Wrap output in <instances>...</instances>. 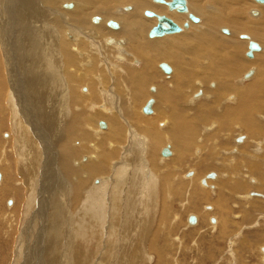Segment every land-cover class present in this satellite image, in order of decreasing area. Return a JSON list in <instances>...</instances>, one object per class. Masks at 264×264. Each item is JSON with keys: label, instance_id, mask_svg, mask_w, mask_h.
<instances>
[{"label": "bare ground", "instance_id": "6f19581e", "mask_svg": "<svg viewBox=\"0 0 264 264\" xmlns=\"http://www.w3.org/2000/svg\"><path fill=\"white\" fill-rule=\"evenodd\" d=\"M68 3L72 4L71 8L65 9L63 5ZM10 4L12 5L10 14L12 21L11 26L10 24L8 25L9 30L6 28V24H2V26L4 27V32L7 31L9 39L11 38L10 48L12 50L16 48L15 51L11 52L12 55L15 54L13 59L16 60L15 62L12 60V66L15 72L14 75L22 74L23 82L26 84L23 85H25L27 89L29 88L26 93L30 101L25 106V103L22 106H24V110L26 109L27 112H30L32 121L29 127L28 116H25L27 121L24 120L23 122L22 119L16 115L18 114L17 109L19 110V108H22L19 104L18 95L15 97V102L12 98L6 101L9 102L6 106L12 111L13 115L12 130L15 136L13 141L17 145V149L13 150H15V156L19 157L22 163L21 165H23V170L21 172L14 170V173H19V175L23 177L22 182L29 188H27L28 191L35 187V183L39 181V177L37 178L38 169L36 164L38 165L40 159V154L38 152V147L40 148V146H38L37 142L34 143L31 138L32 135L30 136L31 132L36 136L37 134L34 132L40 129V127L38 128L35 124L37 121L38 124L44 128L43 130L50 135L51 143H44L42 145L44 163L47 166L49 159H47L46 154L50 152L53 155V148H55V159L51 160L54 163L53 165L56 169L55 171H57L56 173H58L61 179V187L57 193H50L47 196L48 199H46L48 208H51L55 214L54 217H51L52 221L48 223L50 224L52 222L54 231L59 233L62 232L61 228L64 226V221L69 223L71 227L76 223L75 228L72 227L73 230L71 229V235L67 238L71 245L74 244L73 242L76 239L86 244L91 240L92 235H98V233H102L103 231H105L106 235L110 234L109 236L116 234L115 237H117V234H120L118 236V242H121L120 246H123L124 243L122 242L126 240V243L139 246L140 248L132 247L134 249H131L132 252L130 253L126 250H122L121 253L119 252L120 254L117 253V257L113 256L114 258H118L120 261L124 260L126 264H136L139 262L137 261L135 263V259L145 260L144 258H147L151 260L150 256H145L147 253H145L144 250L146 245L148 253H156L159 263L161 262L160 260H162V254L157 248L152 249V246H156L155 239L157 238L158 232L156 233V228L152 227L153 219L149 220L145 218V214L147 215V213H149L147 212L148 203L157 197L159 191H162L163 198L160 202L163 203V208L160 211L157 223L162 222L164 226L170 224L169 222L166 223L163 219V217L166 219L168 211L170 212V210L166 208L165 200H172L173 196L182 198L185 195L187 197H185L187 202L185 205L192 211V206L195 211H200L196 204L198 203L200 208L203 204H206L203 209L206 208L207 211L211 213V211L215 210L210 206L213 205L217 209L218 214L214 213V215L212 213L214 216L212 215V217H210L214 218L215 226L212 228H218L219 225L220 228L218 230L221 229L222 233L226 230L228 232L230 226V210L228 207L229 201L227 200V194L235 195L236 193L237 195L240 189L248 191L249 187L245 184H240L239 180L241 181L242 178L239 180L237 179L235 182H231V180L229 182L226 181V179L225 182H220L219 185H217L219 186L217 191L212 192L215 198L210 201L209 199L211 197L208 198V193L199 188L198 184L200 181L197 180L195 182V178L198 175L199 179V175L201 174L198 169L204 170L206 168L208 170H214L218 169L219 165L222 167L224 165L228 166V163H232L233 167L231 169L233 171H238L236 170L237 168L245 167L250 174L254 173L258 176L260 181H264V172H262L264 168L259 167V165H263L264 167V146H260L258 151H256L257 149L249 148L253 140L256 141L258 138H264V124L259 123L256 121L257 118H255L257 114H264V54H262L264 52L262 49L264 43V8L261 16L257 8L253 10L256 12L255 15L250 13L251 10L246 12L249 17L260 16L258 20H252L253 22L251 23L250 21L247 22L244 16V10L249 9L251 6L253 7L252 3H249L248 0H185L186 9L202 19L200 24L194 26L192 23H198L199 19L197 22L191 21L187 19L186 13L177 12L175 10L168 11H175L177 14H171V12H169L168 14L171 15H167L164 5H157V3H155V5L154 2L152 3V0H10ZM59 5H61L64 11L68 12H59L57 10ZM261 6L264 7V5ZM261 6L260 8H262ZM143 10H151L156 14L167 15V17L180 26V30L173 33H166L161 36L148 37L151 38V41L145 40L143 36L145 33L147 36V28L149 29L156 19L153 16L143 15ZM5 14V17L8 18L9 21V13L6 12ZM2 15H0V17ZM96 15L100 20L97 19L92 21L91 17ZM141 16L154 19L148 20ZM108 19L115 21L117 25L115 27L107 26L106 21ZM184 21H186V26L183 25ZM5 23H7V20ZM71 23L72 25H70ZM67 25H69V27H67ZM70 26H72V29ZM106 26L115 31L112 32L107 30ZM219 27L230 29V32L228 29L227 33L222 32L227 36L226 38L218 35L217 30ZM193 29L197 30L198 33L193 32ZM182 30L184 31L181 32ZM86 31H88L87 33L89 34H87ZM241 34L246 35L247 38L240 37ZM234 35H237L238 40L242 39L244 42H239L237 39L233 38ZM74 36L77 37L75 42L71 43L72 41L66 40L67 37L72 39ZM228 36H230V38ZM152 38L161 39L152 40ZM5 39V36H0V46L3 42H6ZM77 39L80 40L76 42ZM83 39H86L85 41H87L92 48L90 52L93 54L98 53L97 55H99V53L102 52L103 55H106V53H113V51L116 52L119 50L124 53L123 50H125V53L127 51L129 56L131 55L133 58H139L140 62L138 69H136L137 71L127 68L123 71L121 77L114 75L112 78L113 90H110L109 94L104 93L103 95L102 89L107 87L108 82L105 79H101V90H95L97 87L99 88V83L96 82L99 76L96 77L95 75H104L105 73L103 69H101L102 67L99 68L101 70L97 69L96 64L98 63V58L95 59L93 57L89 60L88 54L82 53V50L88 49L86 48V42L81 41ZM249 40L257 42L260 46V49L253 51L252 57L248 58L250 62H248L249 60L243 61L240 57L242 52L245 54L244 51L247 49V42ZM7 43L8 42H6V44ZM74 43L76 44L74 45ZM6 44H4V46L2 45L3 50ZM77 51H79L78 54L80 56H83L80 63H82V61L89 62V66L86 67L88 69L84 71L83 77H76V70H78L77 66L79 63V58L77 59L75 54ZM125 53L124 57H127ZM103 55L101 60L102 63L105 62L103 60L105 55ZM94 56L96 57V55ZM118 58L122 61L125 60L122 55L118 56ZM161 62L169 63L173 68V72H171L170 69L171 75L168 81L159 84V87H157L158 89H156L158 92L157 97L159 106L157 105L156 107L153 101L150 107V113L144 114L146 115L145 117H148L152 114L153 109L154 111L156 110L155 115L149 118H142L139 116L138 110L140 109L141 112V108L144 105H142L143 102H141L145 95L143 89L146 86H144V84L150 83L151 80L148 76H151L154 72L155 64L157 63L158 67V64ZM84 64L85 63L82 64V67ZM1 66L2 63L0 58V106L4 103L2 98L5 97L8 88H10V86L12 87L10 83L12 81L9 79L10 76H8L9 78L7 77V74L2 71ZM3 68L5 70V67ZM250 68H252V70ZM9 69L10 68H7V70ZM119 70L121 71L120 68ZM70 71L74 74H69L68 72ZM244 71H249V74L246 76H244L245 73L240 75ZM170 72L168 74H170ZM61 74H63V76ZM12 77L13 76H11V78ZM142 78L145 83L142 82ZM122 82L127 89L126 93L123 92L120 86ZM196 82H198V86L196 85L197 87L193 86L194 83L197 84ZM19 83L22 85L21 80ZM62 83L65 85L66 83L68 84L66 86L70 88L69 94L66 91H62V89L66 87H64ZM80 84L89 85V87L84 88L87 95H82L80 91L82 96H78L74 93V90L71 89L72 85ZM149 86H151V84H149ZM198 87L202 88L201 91L206 93H203L202 97H199L202 98V101L205 98L207 102L201 103L199 108H192L191 105L196 102L192 103V101H190V95L188 93L194 94V97H197L198 94H201V92H198ZM210 88L212 89L211 91H209ZM101 98H105L111 104L115 102V105H118V109L121 111V117H126L131 120V124L133 122L136 126L135 129H137L140 134H144L140 141L135 139L130 141L129 139L128 149L125 148L124 153L132 150L135 155L132 158H130V155H126L125 158L121 159V162L119 161L120 164L117 166L112 164V160L120 157V155L118 156L119 150L115 149L124 143L126 132L123 129L124 127L121 125L123 127L121 128L119 123L115 121L116 118H113L111 115L108 117L105 116L108 119L107 122L111 124V129L108 123L106 135L97 140L99 143L105 144V147L110 145V141L111 144L115 146V149H113L114 147L112 146V149L103 152L96 146L97 150L95 151L98 155L96 156V154H93L95 156L94 160H97L94 163L88 156H81L85 147H87L83 145L82 142H86L90 137L87 131H85V128H94L95 123L97 126V122L104 119V116L100 112L90 113L86 108L93 110V107L100 102ZM116 98H119L118 104ZM145 98L149 97L146 96ZM140 99L142 100L140 101ZM135 104L141 105L140 108L137 107L134 109L136 107ZM134 105L135 107H133ZM153 105L155 106L153 107ZM162 108L164 110H162ZM0 112L2 113L1 110ZM262 116L264 117V115ZM32 124H34L37 129L34 126L33 129ZM104 126L105 127L101 129H106L105 124ZM202 126L207 127L203 128ZM29 128L32 130H29ZM162 129L165 131L163 130L164 132H162ZM202 129H205L204 132H207L208 135L201 134ZM209 129H212L210 130L211 132ZM44 131L41 132L43 133ZM200 139L201 142L198 141ZM242 140L244 143L238 148L237 144ZM77 141L80 142L77 143ZM232 141L233 143L230 144ZM75 143L78 144L77 146L75 145L76 147L74 146ZM140 143L141 145L138 146L137 144ZM167 143H170L171 148L175 151V156L173 158H175L174 163L177 165L172 163L176 167L178 165L181 167L186 164V156L189 155L191 149L197 147L198 151L203 153L199 162L196 161L198 163L195 164V166L197 164L199 165L198 169H196L199 173L190 180V182H195L194 187L191 185V189L189 191L187 190L188 192L186 191V188L188 189L187 182H183L182 179H179L176 174L177 172L173 173L174 171L170 172L168 170L167 172L166 170L160 172L157 166L153 167L150 164L148 166L149 171L146 172L147 170L144 171L142 167L141 161H144V156L142 155L146 157V154H148V159H146L149 161V157L155 156H153L154 151L159 154L160 148L166 146ZM106 144L109 145L106 146ZM0 145H2V143H0ZM26 145H28V150L26 149ZM5 146L3 149H5ZM131 146L136 149L134 150ZM256 147L258 148V146ZM223 148H228L229 151L223 152ZM140 149H142V154ZM168 150L170 152L169 156L172 155L170 145L168 146ZM0 152H2V150ZM137 152L141 154L142 160L137 158ZM233 152H239V155L241 153L244 158L236 159L234 157L235 159L233 158L230 160L231 162L227 161V157L230 158L229 153L233 154ZM224 153L228 154L224 155ZM78 156L81 157V159L84 158L86 162H89L78 168H74L73 165L75 162L77 164L76 157ZM184 157L186 158L185 160ZM4 159L2 160L6 163L7 160L4 161ZM0 162L2 161L0 160ZM216 163L219 165H215ZM9 164L10 162L7 161L6 165L9 166ZM214 165L216 167H214ZM108 166L111 167L114 175L108 180L106 179L107 183L105 182L104 185L93 187L90 184V180L93 179L95 175L101 174ZM5 169L10 170L11 168L9 169V167H7ZM55 171L53 170L54 173ZM223 171H225V169H223ZM231 171L228 172L231 173ZM2 172L3 178L0 184H2L3 181L6 182L4 180V177H6V175H4V170H2ZM7 173L9 174V171ZM213 174L214 178L208 179L204 177L203 185L206 188L209 183H214L212 181H216L218 178L214 172ZM241 174L243 175L242 171ZM240 175L238 176L239 178ZM69 178L70 180L74 178V182L71 183L72 185L65 183ZM50 182L52 183V181ZM12 184L16 187L14 183ZM188 184L190 185V183ZM67 187H70L71 191ZM2 189V193H10L11 187L8 188V185H4ZM16 191H18L17 187ZM234 191L236 192L233 193ZM253 194L255 193L253 192ZM107 195L108 197L118 196L121 203L120 201L117 203L116 200H112L108 201L109 205L107 206ZM27 197L29 198V195ZM30 197H33V195ZM59 197L61 198L60 200ZM143 198L146 201V205L143 203ZM66 199L70 201L71 206L73 204L79 206L78 212L75 215L72 214L73 216L71 215L70 220H67L64 216L67 207L71 208V206H68L66 203ZM249 199H251V196ZM249 199L245 198V200ZM138 202H140V204ZM25 207L27 206L25 205ZM24 210L26 211V208ZM109 214L111 215L110 220ZM201 214L205 219L209 217L207 213L204 215L203 213ZM106 218L107 222H105ZM199 219L197 221H199ZM118 220L119 222L117 223ZM63 230H65V228ZM91 231L93 232L89 233ZM130 232H133V235ZM221 232L218 236H223ZM50 235L54 236V233L50 232ZM50 238L51 241L48 243L50 246L47 252V261L48 264H54L57 258L53 252L57 250L58 245L54 237L51 236ZM123 238L125 240H123ZM82 250L79 247L76 248L75 251H72L73 255L69 253H65V255L72 264H85ZM114 250V248L111 247L110 249L109 247L106 253L99 258L98 263L102 264L100 262L104 260V257L105 260L109 259V253H115ZM126 252H128V254ZM114 262H111V264ZM106 264H110V262H106Z\"/></svg>", "mask_w": 264, "mask_h": 264}, {"label": "rangeland", "instance_id": "374dc122", "mask_svg": "<svg viewBox=\"0 0 264 264\" xmlns=\"http://www.w3.org/2000/svg\"><path fill=\"white\" fill-rule=\"evenodd\" d=\"M248 1H249V3H252L253 7L251 6L249 9L244 10V16H245V20L247 22L250 21L252 23L253 21H256V20L259 19V17L262 14V11H263L264 7L261 6V5L254 4L255 2H253L252 0H248ZM68 4L72 5L71 3H68ZM61 5H59L57 10L59 12H61V13L68 12V11H64L61 8ZM157 5H160V4H157ZM256 5L259 6V7H257ZM260 6L262 8H260ZM164 8H165V11H166L167 15H171V14L175 13V11L174 12L173 11H168L165 6H164ZM254 8H257L258 12H260V16H258V17H251L250 16L251 17L250 18L248 16V14H246V12L248 10H256ZM11 10H12V5L10 4V0H0V15L3 14L0 17V36H5V38H6L5 40H6V42H8L7 44H6V42L5 43L3 42L1 44V46H0L1 47L0 48V58H1V63H2L1 68H2V71L7 74V77L10 76V78L9 77L8 78L10 79V81H12V82H10L12 87L10 86V88H8V91L6 92L5 97L2 98V101H4V103H3V105L0 106V110L3 113L2 114L0 112V119L2 120V121L0 120L1 121L0 122V143H2V145H0V148H1L0 151L2 150V152H0V160L3 162L2 159L5 158L4 161L7 160L8 162H10L9 166L6 165L7 161H6V163L5 162H3V163L0 162V181L3 178L2 170H4V175H6V177H7V178L4 177V180L6 182L3 181V183L0 184V187H1L0 188V191H1L0 192V264H48L47 252H48V248L50 246V245H48V243H49V241H51V238H50L51 236L54 237V239L57 241V245H58L57 250L53 252L55 257L57 258V259H55L56 261H55L54 264H72V262H70L68 260V258L65 255V253H69L70 255H73L72 251L73 250L75 251V249L79 248V247H80L81 250L83 249L82 251H83V257L85 259V264L87 262H90V263H87V264H95V263L99 264L98 263L99 262V258H101V256L104 253H106V251L108 250L109 247H110V249H111V247L114 248L115 249L114 250L115 253H113V252L109 253V256H110L109 259L105 260V257H104V260L101 261L100 263L106 264V262H108V263L110 262V264H111V262L115 261L112 264H116V263L117 264H123V263L126 264V262L124 260L120 261V260H118V258H114V257L115 256L117 257L118 254H120L122 250H126V251H128L130 253L134 249L132 247H137L138 248L139 246H134L133 244H131L132 245L131 246L130 244L126 243V240L124 238H123V240H125V241L122 242V243H124V245L120 246L121 242H118L119 241L118 236L120 234H117V237H115L116 234H113V235L109 236L110 234L106 235L105 231H103L102 233H98V235L97 234L92 235L91 240L89 238L90 241L87 242L86 244H85V242L83 244L82 241H80L79 239H76L73 242L74 244L71 245V243L67 240V238H69V236L71 235L72 230H73V228H75V224L76 223L74 224V226L72 225V227H73L72 228L69 223L64 221V226L61 228L62 232H60V233L54 231L52 222L50 224H48L49 221H52L51 217H54L55 214H54V212H53V210L51 208H48V204H47V200L46 199H48L47 196L50 193L51 194H54V192L57 193V191L61 187V179H60L58 173H56L57 171H55L56 169H55V167L53 165L54 163L51 160V159H53V160L55 159V157H54L55 148H53L54 149L53 155L50 152H49L50 154L49 153L46 154L47 159H49V161L47 162V166L44 163V153H43V146L42 145L44 143L50 144L51 141H50V135L48 134V132H45L43 130L44 128L41 127V125H39L37 121H36L35 124L38 126V128L40 127V129H37L34 124H32V128L34 126L37 129V130L35 129L36 131L34 133H36L38 136L36 135L37 136L36 137L35 135H33V133L31 131H30L31 132L30 136L32 135L31 136L32 141L34 143L37 142L38 146H40V148L38 147V150H39L38 152L40 154V159H39V162L37 161L38 165L36 164L37 169H38V175H39V176L37 175V178L39 177V181H38V183H35L36 186L32 188L33 190L30 189L28 191L29 188L26 187V185L23 184V182H22L23 181L22 180L23 177L20 176L19 173H14V170L17 171V172L18 171L21 172L23 170V165H21L22 163L20 162L19 157L15 156V152L14 151L17 149V147H16L17 145L13 141V139L15 137L14 133H13V130H12L13 129L12 128V125H13L12 117H13V115H12V111H10L7 108L6 105L9 102H6V101H8V100H10V98H12V99H14V102H15V97H16V95H18L19 102H20L19 104L21 105L20 107H22V108H19V110L17 109V113L18 114H16V115H18V117H20V119H22L23 122H24V120L27 121V118L25 116H28V125H29V127L31 126L32 121H31L30 112L29 111L27 112L26 109L25 110L23 109V107L30 101L27 98L28 95L26 93L29 88L27 89V87H25L26 84H25V82H23L22 74H17L18 76L14 75L15 72H14V68L12 66V60L14 62L16 60L13 59L15 54L12 55L11 52L15 51L16 48L14 50H12L10 48V45H11L10 39L11 38L9 39V35L7 34V31H5L6 32L5 33L4 32V27L2 26V24H6L5 26H6L7 29H8V25L9 24L11 26V22H12L11 21V16H10ZM57 10H55V11H57ZM6 12L9 13V16H10L9 21H8V18L5 17V15H6L5 13ZM169 12H171V14H168ZM175 14H177V13H175ZM167 15H165V16H167ZM141 17L144 18V19H148V20L154 19V18H147L145 16H141ZM198 19H199V22L195 23V24L192 23V25L195 26V25L200 24L202 19L200 17H198ZM6 20H7V23H5ZM70 25H72V23ZM67 27H69V25H67ZM70 28L72 29V26H70ZM220 28H226V27H219L218 30H217L218 31L217 33H218L219 36H223V37L226 38L227 36L224 35L222 33V31L220 33V30H219ZM106 29L109 30V31H112V32L115 31V30H112L109 27H107ZM226 29H228V31L230 32L229 28H226ZM194 30L195 29H193V32H197V30H195V31ZM146 31H148V28H147ZM183 31L184 30H182L181 32H183ZM87 32L88 31H86V33ZM87 34H89V33H87ZM145 34L143 36L144 39L147 40V41H151V38H148V36H146ZM72 35H73V32H72ZM169 36H171V35H169ZM228 37L230 38V36H228ZM76 38L77 37H75V36L72 39L67 37L66 40H70V41H72L71 43H73V42H75ZM161 38H163V37H161ZM161 38H152V40L153 39H161ZM233 38L238 40L237 35H234ZM8 39H9V41H8ZM78 40H80V39H77L76 42ZM85 40L86 39H83L81 41L86 42V44H87L86 48H88V49L87 50H82V53L88 54V56L90 58L89 60H91V58H93V57L95 59L98 58L97 59L98 63L96 64L97 69L102 67L101 69H103V71L105 73L104 75L103 74H96L95 75L96 77L99 76V78L96 79L97 80L96 82L99 83V88L97 87L95 90H97V91H98V89L101 90V87H100L101 79H105L108 82L107 83V87L102 89L103 95H104V93L105 94H109L110 90H113V88H112L113 87L112 86V78H113L114 75H118V76L121 77L123 75V71L125 69H127V68L130 69V70L131 69H133V70L138 69V67H139L138 65H139L140 59L139 58H133V57H131V55L129 56V53L127 51L125 53V50H123L124 53H125V56L127 55V57H124V53L120 52V50L116 51V52L113 51V53L110 52L113 55V57H112V55L110 53H108V54L106 53V55H107V57H106V55L104 54L105 55L104 56L102 54V52L99 53V55H100L99 56V55H97L98 53L93 54L92 52H90V49H92V48L90 47V45ZM238 41L239 42H244V41H242V39H239ZM4 44H6L5 48H4L5 51L2 49V45L4 46ZM75 44L76 43H74V45ZM7 46H9V47H7ZM3 52H4V54H3ZM78 52L79 51H77L75 53L77 59L79 58L78 59L79 63H78V66H77L78 70H76L77 71L76 72V74H77L76 77H79V76L83 77L84 76V71L88 69L86 67L89 66V62L88 61H82V63H80V60L83 58V56H80L78 54ZM242 53H241V56H240L241 59H243V61H248L249 60L248 62H250V59L246 58L244 56V53L243 54ZM262 54H264V52ZM94 55H96V57ZM102 55L104 56L103 60L105 61L103 63L101 62ZM110 55H111V57H110ZM121 55H122L123 59H125V60H123V61L119 60L118 56H121ZM243 56H244V58H243ZM253 56H255V55H253ZM251 61H252V59H251ZM83 63H85L84 66H83L84 68L82 67ZM113 63H115V64H113ZM161 63H166L170 67L171 72H173V68H172L171 65H169V63H167V62H161ZM3 67H5V70H4ZM7 68H10V69L7 70ZM113 68H115V69H113ZM119 68L121 69V71L119 70ZM101 69H99V70H101ZM250 69L252 70V68H250ZM9 72H10V74H9ZM171 72L168 75L162 73L158 69L157 63H156L155 67H154V72L151 74V76H148L150 78V80H151L150 83H145V81L142 78V82L145 83L144 86L147 87V88L144 87V89H143V91L145 93L143 101H141L142 99H140V101L143 102L142 105L146 102V100H148L149 98H152L153 101H154V104L157 107V105H158L157 93L158 92H157L156 89H158L157 87H159L158 86L159 84H162L163 82L166 83V81H168V79H169V77L171 75ZM68 73L69 74L70 73L74 74L71 71L68 72ZM80 73H81V75H80ZM112 73H114V74H112ZM244 73H247V71H244L240 75H242ZM61 75L63 76V74H61ZM11 76H13V77L11 78ZM109 77L111 78V80H110ZM20 80L22 81V85H21V83H19ZM59 82H61V81H59ZM196 83L197 84L194 83L193 86L197 87L198 86V82H196ZM23 84H25V85H23ZM68 84H69V82H68ZM68 84L66 83V85H68ZM149 84H151V86H149ZM50 85H51V82H50ZM62 85L64 87L66 86L63 83H62ZM84 85H86V86H84ZM63 86H62V88H63ZM120 86H121L123 92L126 93L127 89L123 85V82H122V84ZM76 87H78V88H76ZM86 87H89V85L88 86H87V84H82V85L80 84V85H74V86L72 85L71 89L74 90V93H76V95H78V96L84 95L85 96V95H87L86 92H85V89H84ZM169 87L172 88L171 86H169ZM18 88H20V89H18ZM150 89H152L153 91H150ZM201 89L202 88H199L198 92H201V94L200 95L198 94L197 97H194V94L188 93L190 95V101H192V103L196 102L195 104L191 105L192 108H199L201 106V103H206L207 102V100L205 98L203 99L204 102L202 101V98H200V97H202V94L204 93L203 91H201ZM211 90L212 89L210 88L209 91H211ZM62 91H66L69 94L70 88L69 87L67 88V86H66L64 89H62ZM198 92H196V93H198ZM204 94H206V93H204ZM146 96L149 97V98H145ZM102 98H101L100 102L98 104H96V106L93 107L94 108L93 110L89 109V108H86V109L90 113H92V112H100L104 116V119L100 120V121L103 122L106 125V129L98 128L96 126V123L94 125V128L93 127L85 128V131H87V133H88V135L90 137H89L88 140H86V142L85 141H84V143L82 142V144L87 146V147H85L84 152L81 154V156H83V155L88 156L89 159L94 163V162L97 161V160L96 161L94 160V158H95L94 155L95 154H96V156L98 155L97 152L95 151V150H97L96 146H98L99 150H102L103 152H105L106 150H110L113 147H114L113 149H115V146H113L110 141H109L110 145L106 144V146L107 145H109V146L105 147V144H101L97 140L98 138H102L104 135H106V133H107L106 130L108 128V123H109L110 129H111L110 122H107L108 121L107 117L111 115L113 118H116L115 121H117L120 126L122 125L124 127L123 128L121 126V128H123L125 130V132H126V134H125L126 137L124 139V143L122 145L118 146V148H120V149H118L117 147L115 149V150H119L118 156L120 155V157L116 158L115 160L114 159L112 160V164H115V166H117L122 161L121 159L125 158L126 155H130V158H132L135 155V153L132 152V150L130 152H127V153L125 152L124 153V149L125 148L128 149L127 146L129 144V139H130V141L132 139L140 141L144 134L143 135L140 134L138 132V130L135 129L136 126H135V124L133 122L131 124V120L127 119L126 117H123V118L121 117L122 116L121 115V111L118 109V105H115V102H114V104H111L110 102H108L105 99L107 97H105L104 99H102ZM198 98H200V99H198ZM116 99H117V104H118V99L119 98H116ZM144 99H145V101H144ZM5 102H6V104H5ZM184 103H186V102H184ZM23 104H24V106H22ZM135 105H136V107H135ZM135 105L133 106V107H135L134 109H136L137 107L140 108V106H141V105L139 106V104H135ZM155 105H153V107ZM112 106H113V108H112ZM162 110H164V109L162 108ZM18 111H20V112H18ZM114 111H115V113H114ZM155 112H156V110L154 111L152 109V114L149 115L148 117H145L146 115L141 113L140 109L138 110V114L142 118L153 117L155 115ZM262 115H264V114L263 113H260L259 115L257 114V116L255 118L258 119V120L256 119V121H258L261 124H264V117ZM105 116H107V117H105ZM260 117H261V119H260ZM115 121H113V122H115ZM204 127H207V126H204ZM160 128H162V127H160ZM29 130H32V129L29 128ZM163 130L164 129H162L161 131L164 132L165 130L164 131ZM210 130H212V129H209V131ZM41 131H44V132L42 133ZM101 131H103V132H101ZM204 131H205V129H202L201 134L208 135L207 132H204ZM210 132H208V133H210ZM131 133H132V135H131ZM137 136H139V137H137ZM144 137H146V136H144ZM242 137H244V136H242ZM47 139H49V140H47ZM198 141L201 142V139L198 140ZM244 141H245V139H244ZM244 141L242 140L241 142H239L237 144L238 148L242 146V143H244ZM78 142H80V141H77V143ZM77 143H75L74 146L75 145L77 146L78 145ZM142 143H143V141H142ZM232 143H233V141L230 144H232ZM137 145L140 146L141 143L137 144ZM167 145L168 146L170 145V149L172 151V153H171L172 155H170L167 158H162L161 156H159L158 153H156V151H154V154H153V156L155 155L154 157H149V161H147L148 154H146V157H145V155H142V156H144V161H141V164H142V167H143L144 171L145 170H147L146 172L149 171V167L148 166L150 164L153 167L157 166V168L160 169V172H164L165 170H166V172H167V170L170 171V172L174 171L173 173L177 172L176 174H177L178 178L182 179L183 182H185V181L187 182L186 184L188 185L187 186L188 189L186 188V191L187 190L189 191L191 189L190 188L191 185H193V187H194V183L197 180L201 181L202 179H204V177H205L204 175H206L207 172H214L215 175L218 176L216 181H212L214 183H209L207 185V188L201 183L198 184L199 188H201L204 192L208 193V198L211 197L209 199L210 201H212L215 198V195H213L212 192H216L217 191V188H219V186H217V185H219L220 182H225L226 179H227L226 181L230 182V180H231V182H235V181H237V179L239 180V179L242 178L243 180L242 179H241V181L239 180L240 184H245L246 186L249 187V189H248V191H245V190L243 191L242 189H240L239 190L240 192H238L237 195H236L235 192L238 189L233 192V193H235V195L234 194H227V200L229 201L228 202V204H229L228 207H229V210H230V212H229L230 219L228 218L230 226L228 228V232L226 230L223 233L221 232L222 231L221 229L218 230L220 228L219 225H218V228L217 227L212 228V227L215 226L214 218H212L213 222L208 221V219L210 217H212V215L214 213L218 214L217 209L213 205H210L212 207V209L213 210L215 209V210L211 211V213H209L206 208H204L205 210L203 209V207L206 204L205 205L203 204L202 207H201L202 209H201L200 205L198 203H196L198 205L200 211L199 212L195 211L193 206H192V208H193V211H192L191 209H188V207L185 205V204H187V202H186V198L187 197L185 195H184V197H182L183 199L179 198L177 196H175V197L173 196L172 200L171 199L167 200V201L165 200L166 208L168 210H170V212L168 211L167 218L165 219L163 217V219H164V221L166 223L169 222L170 224H166L164 226V224L162 222H161L162 224L161 223H157L158 222V217L160 216V211L163 208L162 207L163 203L160 202V201H162L163 195H162V191H159L157 197L152 199L148 203L149 206H148L147 212H149V213L151 211L152 212L150 214L147 213L148 216L145 214V218H148L149 220L153 219L152 227L153 228L155 227L156 230H157L156 233L157 232L158 233H157V236H156L157 238L155 237L156 238L155 242L157 244L155 243L156 246H152V249L157 248V250H160V253L162 254V260H160L161 262L158 263V257L156 255V253L155 252L154 253H150V252L148 253L147 247L145 245L144 250H145V253L147 252L145 256H150L151 260L150 259L148 260L147 258H144L145 260H137V259H135L136 260L135 263L137 261H139L136 264H157V263L158 264H264V240H263L264 239V200L261 198V195L264 192V181H260L258 176H256L254 173L250 174L249 171L245 167L244 168L242 167V168L245 169L246 171L243 170L242 168H237L236 169L239 172L235 171V170L233 171L231 169L233 167L232 163H228L229 164L228 166L224 165L226 168L224 166L221 167L219 164L216 163L215 165H219V167H218V169H214V170H208L206 168L204 170L198 169V167H199L198 164L196 165L197 166V168H196L195 164L198 163L199 159H201V156H203V153L202 152L200 153L198 151L197 147L195 148L196 150L194 148L190 150V152H189L190 156L189 155L186 156L187 159L184 157V160L186 159V161H185L186 164L182 165L181 167H180V165H178L180 168L177 166L178 167V169H177V167L175 166L177 164L174 163L175 158H173L175 156L174 155L175 151L171 148V144L170 143H167ZM255 145L258 146V148ZM4 146H5V149H3ZM94 146H95V148H94ZM133 146H135V145H133ZM260 146L261 147L264 146V138L263 137L258 138V140H256V141L253 140L252 141V145L250 144L249 148H251V149L253 148L255 150L257 149L256 151H258ZM26 147L25 148L28 150V145H26ZM163 147H165V146H162L161 148H163ZM131 148H133V147L131 146ZM13 149H15V150H13ZM133 149L135 150L136 148H133ZM11 150H13V151H11ZM222 150H224L223 152L229 151L228 148H223ZM85 152H87V153H85ZM140 152L142 154V149H140ZM6 153H8V154H6ZM131 153H132V155H131ZM230 153H229V155H230L231 159L229 157H227L228 160L226 159L229 162H231L230 160H232L234 157L236 159L237 158H244V157H242L243 155H241V153H240V155H241V157H240L239 152H233L234 156H233V154H230ZM137 154H138L137 158H140V160H142L141 154L139 152H137ZM226 154H228V153H224V155H226ZM231 156H233V157H231ZM150 159H151V162H150ZM76 160H77V164L75 162L74 165H73V162H72V165H73L74 168H78L79 166H82V165L87 164L89 162V161L86 162L84 158L81 159V157H79V156L76 157ZM82 161H84V162H82ZM196 161H198V162H196ZM172 162L175 165H173ZM181 163H183V162H181ZM224 164H226V163H224ZM19 165H21V166H19ZM48 165H49V167H48ZM215 165H214V167H216ZM166 166H168V167H166ZM7 167H9V169L10 168L11 169L10 170L5 169ZM259 167L264 168L263 165H259ZM227 168H228V170H227ZM196 169H198L199 172L201 173L199 175V179H198V175H197V173H199V172ZM223 169H225V171H223ZM53 170L55 171V173L53 172ZM226 170H227V172H226ZM8 171H9V174L11 173L12 175L11 174L9 175L7 173ZM228 171H231V173L228 172ZM241 171H242L243 175L241 174ZM58 172H59V170H58ZM188 172H190V174L186 175V173H188ZM262 172H264V169H262ZM53 174H55V175H53ZM112 175H114V172L111 169V167L108 166L101 174L95 175L93 177V179L90 180V182H91L90 184L93 187H98V186L104 185V183L106 182V179L108 180ZM196 175H197V177H196ZM239 175H240V178L238 177ZM194 176L196 177L195 178V182H192V181L190 182V180H192L194 178ZM257 178H258V180H257ZM6 179H8L9 181L6 180ZM69 180H70V178L65 183L68 184V185L69 184L72 185L71 183L74 182L73 181L74 178L71 179L72 181L71 180L69 181ZM50 181H52V183ZM12 183H14V185L17 187L18 191H16V187H14ZM188 183H190V185ZM95 184H97V185H95ZM4 185L5 186L8 185V188L11 187L12 191L10 189V191H9L10 193H8V192L7 193H2V190H3L2 187L4 188ZM9 185H11V186H9ZM67 188L71 191L70 187H67ZM211 190H213V191H211ZM27 191H28V193H27ZM209 192H210V194H209ZM248 192H249V195H248ZM253 192L255 194H253ZM36 193H37V195H36ZM257 194H258V196H257ZM28 195H29V198L27 197ZM32 195H33V197H30ZM247 195L249 196V198L251 196V199H249ZM158 196H160V197H158ZM244 197L246 199H249V200H245ZM60 199L61 198L59 197V200ZM106 199H107V202H106L107 206L109 205L108 201H112V200H116L117 203H119L118 201H120V203H121V200H119L118 196H114V197L110 196V197H108V195H107ZM8 200H10V205H7V203H6ZM28 201H30V202H28ZM66 203L68 204V206L70 205V201L69 200H67ZM138 203L140 204V202H138ZM143 203H145V205H146V201H145L144 198H143ZM25 205L28 207V209H27V207H25ZM25 208H26V211L24 210ZM78 209H79V206L78 205L76 206L74 204L71 206V208L67 207V210H65L66 212L64 213L65 218L67 220H70L71 215L72 214L75 215L78 212L77 211ZM188 210H190V211H188ZM215 211H217V212H215ZM201 213H203V215L207 213V215L209 216V217H206L207 221H206L205 217H202ZM25 214H27V215H25ZM188 215H193L196 218V221L199 219V217H200V219L193 226L192 225H188L187 222H186V219H187ZM110 216L111 215L109 214V220L111 219ZM137 216H138V214H137ZM117 217H119V216H117ZM105 222H107V218H106ZM118 222H119V220L117 221V223ZM207 222H208V224H207ZM220 224H221V221H220ZM64 228H65V230H63ZM104 230H106V229H104ZM219 231L222 233L221 235H223V236H218V235H220ZM50 232H53L54 236L50 235ZM92 232L93 231H91L89 233H92ZM121 235H122V233H121ZM125 238L127 239L126 236H125ZM46 243H47V245H46ZM109 245H111V246H109ZM147 246H150V245H147ZM87 250H89V251H87ZM128 252H126V253L128 254ZM85 256H87V257H85ZM140 257H141V254H140ZM111 260H114V261H111Z\"/></svg>", "mask_w": 264, "mask_h": 264}, {"label": "water", "instance_id": "95a60500", "mask_svg": "<svg viewBox=\"0 0 264 264\" xmlns=\"http://www.w3.org/2000/svg\"><path fill=\"white\" fill-rule=\"evenodd\" d=\"M253 2H255L256 4H261L264 5V0H252ZM152 2L157 3V4H161L164 5L165 7H167V10H175L177 12H184L187 15V19L197 22L198 21V17H196L193 13L189 12L186 9V5H185V0H168V1H164V0H152ZM64 8H71L70 4H64L63 5ZM250 13L252 15H255V11L251 10ZM143 15L145 16H153L155 17V23L148 29L147 31V36L148 37H155V36H161L163 34L166 33H173L176 31L180 30V26L177 25L175 22H173L169 17L163 15V14H156L151 10H143ZM97 16H92L91 20L95 21L97 20ZM106 25L110 26V27H115L117 25V23L115 21H112L110 19H108L106 21ZM183 25L186 26V21L183 22ZM222 32L227 33V29L226 28H221L220 29ZM240 37L243 38H247L246 35L241 34ZM260 46L257 44V42L253 41V40H249L247 42V49L245 51L244 56L246 58H251L252 57V53L255 50H259ZM262 49L264 50V43L262 46ZM158 69L164 73V74H168L170 72V68L167 64L165 63H159L158 64ZM249 71L247 73L244 74V76L248 75ZM150 91H152V89H150ZM153 103V99L149 98L144 105L141 108V112L143 114H149L151 109V105ZM97 127L98 128H104V123L101 121L97 122ZM237 140V139H236ZM239 140V139H238ZM170 152L168 150V146L166 145L165 147L161 148L159 151V156L161 157H167L169 156ZM190 172L186 173V175H189ZM205 178L211 179L214 178V174L213 172H209L205 175ZM201 184H204V180L202 179L200 181ZM261 198L264 200V192L261 195ZM7 205H10V200H8ZM210 222H213V219L210 218L209 220ZM186 222L188 225H194L196 220L195 217L193 215H188Z\"/></svg>", "mask_w": 264, "mask_h": 264}]
</instances>
